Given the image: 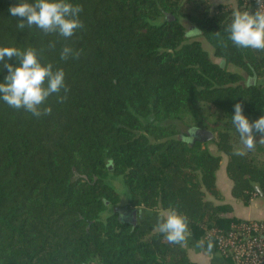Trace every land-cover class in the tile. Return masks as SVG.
<instances>
[{"label": "trees", "instance_id": "trees-1", "mask_svg": "<svg viewBox=\"0 0 264 264\" xmlns=\"http://www.w3.org/2000/svg\"><path fill=\"white\" fill-rule=\"evenodd\" d=\"M234 1L255 12L250 0ZM70 2L82 6L84 26L66 39L35 26L18 29L22 18L9 8L19 0H0V47L36 48L42 63L64 70L67 87L47 98L41 111L51 112L39 117L0 99V264H196L185 243L155 232L156 213L186 216L192 238L217 252L208 229L261 221L239 220L229 205L208 200L221 198L222 158L231 196L244 206L259 196L256 186L264 198V161L234 155L230 128L205 142L211 152L177 139V123L200 104L220 111L230 127L237 103L250 121L264 115V86L245 82L264 78V51L228 40L230 4ZM65 46L82 50L80 57L61 60ZM9 63L18 66L16 58ZM6 75L0 70V83ZM257 149L264 154L263 144ZM113 177L127 191L126 209L139 211L135 223L112 211L120 202Z\"/></svg>", "mask_w": 264, "mask_h": 264}, {"label": "clouds", "instance_id": "clouds-1", "mask_svg": "<svg viewBox=\"0 0 264 264\" xmlns=\"http://www.w3.org/2000/svg\"><path fill=\"white\" fill-rule=\"evenodd\" d=\"M257 3L260 6L254 13L248 10L233 12L232 22L226 31L228 40L234 46L264 51V0H257ZM82 11L80 4H73L70 0H19L17 5L9 8L11 16L22 18L17 24L18 29L24 30L26 27L35 26L45 35L57 33L66 39L83 28L80 19ZM191 32L200 31L194 29ZM216 36L219 37L220 33L217 32ZM81 53L82 50L65 46L60 58L68 60L71 56L78 59ZM13 58L18 61V66L9 63ZM3 69L7 70V75L0 83V99L12 108H23L34 116L50 114L51 107H45L41 111L40 106L53 93H60L61 89L67 91L64 70L54 69L51 63H42L36 48L28 47L21 50L17 47H0V70ZM252 79L258 82L255 75ZM231 123L240 141L234 155L243 156L246 152L254 150L257 143L264 144V115L250 121L244 115L242 105L237 103L234 105ZM190 133L193 138L196 129L190 130ZM156 230L173 244L186 242L190 235L188 218L175 209L168 210L158 217Z\"/></svg>", "mask_w": 264, "mask_h": 264}, {"label": "crops", "instance_id": "crops-1", "mask_svg": "<svg viewBox=\"0 0 264 264\" xmlns=\"http://www.w3.org/2000/svg\"><path fill=\"white\" fill-rule=\"evenodd\" d=\"M230 4L234 11L248 10L246 4L237 6L234 0H206V4ZM249 11V10H248ZM259 84L264 86V78L259 80ZM224 160L221 161L220 168L217 172L216 184L221 193L220 200H215L212 197H208L209 201H212L216 205H229L232 209V216L239 220H261L264 221V198L261 196L254 197L248 206H244L239 201L232 198L231 181L225 172L226 164H223ZM141 212V210H140ZM166 210H159L156 214L159 217ZM185 247L189 259L196 264H234L229 259L224 258L215 251H207L202 241H197L189 235L186 240Z\"/></svg>", "mask_w": 264, "mask_h": 264}, {"label": "built area", "instance_id": "built-area-1", "mask_svg": "<svg viewBox=\"0 0 264 264\" xmlns=\"http://www.w3.org/2000/svg\"><path fill=\"white\" fill-rule=\"evenodd\" d=\"M254 11L257 0H250ZM207 238L214 241L216 251L234 264H264V221L232 223L228 230L210 228Z\"/></svg>", "mask_w": 264, "mask_h": 264}, {"label": "rangeland", "instance_id": "rangeland-1", "mask_svg": "<svg viewBox=\"0 0 264 264\" xmlns=\"http://www.w3.org/2000/svg\"><path fill=\"white\" fill-rule=\"evenodd\" d=\"M204 5H206L205 2L202 3V6H204ZM198 38H200V35L195 37V39H198ZM201 40H202L203 48L208 52L211 59L216 63H221V60L214 56V50H213L212 46L205 39H201ZM230 69L236 71V69L233 67H230ZM259 80H261V79H259ZM259 80H258V83L260 82ZM245 82L246 83H248V82L253 83L254 80L246 79ZM177 126L182 131H186V129L189 127H200L203 129H208L210 131L214 130L215 133H216V131L223 130L224 128L227 127V128H230V134L232 136V143L234 145V148L236 149L237 147L240 146L239 135L235 131V128L232 126L230 127L228 122L223 118L220 111H218L214 107L207 105V104H200L196 109V115L195 116L187 117L184 122L177 123ZM205 145H204V147L208 148L211 152L215 151V147L213 144L205 143ZM257 146H258V144L256 145L254 150L248 151V152L251 153L252 155H256L258 159L264 161V154H262L257 149ZM248 152H246V153H248ZM222 160H224L223 164H226L227 158L225 156L222 158ZM109 183H110V185H112V187L115 189V191L118 193V195L120 197L119 204L116 207L112 208V211H114V210L115 211H118V210L119 211L120 210L121 211H124V210L128 211L126 209V205L128 203V194H127V191H126V189L122 183L121 177L110 178ZM108 212H110V210ZM155 232H158L156 230V228H155Z\"/></svg>", "mask_w": 264, "mask_h": 264}, {"label": "flooded vegetation", "instance_id": "flooded-vegetation-1", "mask_svg": "<svg viewBox=\"0 0 264 264\" xmlns=\"http://www.w3.org/2000/svg\"><path fill=\"white\" fill-rule=\"evenodd\" d=\"M193 129H196V132H197L198 130H200V129L210 131V130H208V129H203V128H200V127H189V128L186 129V131H182V130H181L180 134L176 136L177 139L185 140V141H187V142H189V143H191V144L195 143L196 141H198V140H197V137H198V136H197V134L195 133V136H194L193 138H191V136H190V135H191L190 130H193ZM210 132L213 133V135H214V134L216 135V133H215L214 130H213V131H210ZM215 135H214V137H215ZM213 139H214V138H213ZM257 144H259V143H257ZM263 145H264V144H263ZM120 212H121V214H123V215H125V216H129V214H130L131 211H126V210L121 211V210H120ZM129 218H130V221L133 222L132 217L129 216ZM138 218H140V215H138L137 219H138Z\"/></svg>", "mask_w": 264, "mask_h": 264}, {"label": "water", "instance_id": "water-1", "mask_svg": "<svg viewBox=\"0 0 264 264\" xmlns=\"http://www.w3.org/2000/svg\"><path fill=\"white\" fill-rule=\"evenodd\" d=\"M196 134L198 136L197 140L202 142V143L209 142L214 138L213 133H211L210 131H207V130L200 129L196 132ZM254 189H255V192H257L259 194V196H262L259 187L256 186ZM129 215H130V217H132L133 223H135L137 221L139 211L132 210Z\"/></svg>", "mask_w": 264, "mask_h": 264}]
</instances>
